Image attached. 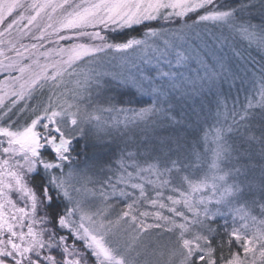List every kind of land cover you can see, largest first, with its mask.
<instances>
[{
    "label": "snow or ice",
    "instance_id": "1",
    "mask_svg": "<svg viewBox=\"0 0 264 264\" xmlns=\"http://www.w3.org/2000/svg\"><path fill=\"white\" fill-rule=\"evenodd\" d=\"M257 7L259 24L238 19V12ZM190 14L196 19L189 23ZM177 20L178 28L148 26ZM201 23L206 30L209 23L220 28L222 41L227 29L264 51V0L235 7L223 0H0V74H5L0 79V264H264V169L258 199L249 207L240 203L245 185L233 179L240 169L222 167L231 153L225 137L233 132L258 143L264 158V124L259 137L244 124L256 107L264 120V64L242 65L225 75L219 58L211 66L198 59L205 70L201 82L230 77L233 86L240 80L254 93L243 115L233 112L227 128L217 120L205 131L203 154L185 153L179 140L175 148L160 140L151 141L149 151L156 155L143 163L139 151L124 150L127 143L115 160H93L83 168L79 153L73 155L78 140L99 142L121 125L128 129L153 117L175 122L171 104L164 105L167 89L177 90L182 74L172 70L168 57L174 52L177 68L191 59L177 41ZM134 25L144 27L140 38L109 41L110 31ZM130 51L140 53L145 65L155 59L156 75L141 71L114 79L117 86L150 94L152 104L139 110L94 104L90 89L99 73L92 66ZM149 52L154 56L143 59ZM156 77L162 83L156 84ZM105 113H124V118ZM188 157L210 159L198 178L187 170L199 171L202 164L182 163ZM40 169V182L33 184ZM253 187L249 182V192ZM257 204L259 216L253 214ZM217 218L224 223L213 228ZM221 229L224 238L217 246L227 247L228 256L221 251L217 259L213 240ZM165 234L169 239L162 241Z\"/></svg>",
    "mask_w": 264,
    "mask_h": 264
},
{
    "label": "rangeland",
    "instance_id": "2",
    "mask_svg": "<svg viewBox=\"0 0 264 264\" xmlns=\"http://www.w3.org/2000/svg\"><path fill=\"white\" fill-rule=\"evenodd\" d=\"M250 0H244L242 3H249ZM258 5L259 0H251ZM16 15H19L17 13ZM238 19H249L251 18L252 23L259 24L261 22V17L259 13V9L252 8L246 12H238L237 13ZM16 17L13 16L12 19ZM194 19L196 16L194 15ZM193 19V20H194ZM192 20H189L190 23ZM11 20L8 19L4 22L3 27L7 26V23H10ZM23 23H26L24 21ZM173 24H166L163 23L159 27H166V28H178L180 23L176 26H171ZM221 29L211 25L210 23L207 25V30L205 29V24L201 23L196 29L190 32L187 36L185 41H177L182 45L181 50L185 51L186 55H189L191 59L183 66V67H175V60H174V52L172 56H169L168 59L172 60V70L178 71L182 74L181 78L178 80V89L173 90L168 88L167 91L169 93L170 99L168 100H175L182 103L184 100L185 106L188 111H193L192 113L189 112L190 115L194 114L196 118H199V126L204 127L203 129L194 132L189 138V135L182 145L185 153L189 150L195 149L203 154L204 152V141L203 136L205 131L211 128L216 121L218 120L217 111H218V100H235L232 96L218 91V80L214 83H210L208 81L201 82L199 77H203L205 75V70L201 64L198 63V59H203L208 65L217 64V59L219 58L225 66V75L227 71H231L233 73L237 72L241 65L237 63L233 56V49H237L238 46L252 48L264 54V51L259 50L255 44H249V41L240 35L237 32H231L227 29L223 30V36L227 37L226 42L220 39L221 37ZM199 32V37H197L196 33ZM24 43H30L29 40H25ZM149 56H154L153 53L149 52L146 56H143V59H147ZM161 63H163L161 61ZM155 59H153L152 64H143L141 54L137 52H128L126 54L117 53L115 56L108 55L103 58V60L98 65H93V69L95 73H99L98 76L95 77L91 84V93H92V102L94 104H100L103 107L114 106L117 109L125 108V109H136L139 110L138 107H121L115 104L114 100H119L114 97L116 91L126 93L130 92L135 95L137 98H144L150 100V105L153 102V97L148 93H142L137 91L135 87H128V86H117L118 79H114V77L121 78L127 77L129 74L138 76L141 71H144L146 74H150L152 76L156 75L155 72ZM164 70H168L167 65H164ZM5 74H0V79L4 78ZM240 75L243 77L245 74L240 72ZM225 79L224 76H221L219 80ZM231 79V78H229ZM99 81V86L97 85L96 81ZM156 84L162 83L159 77H156ZM225 89H228L227 83L225 84ZM223 87V86H222ZM249 88L248 86H246ZM218 94L220 96H218ZM115 104V105H114ZM168 107V105H165ZM202 114L204 115V119L201 117ZM131 115V112L128 113ZM119 119L124 118V113H105L106 118H113L117 117ZM158 117H153L148 123L139 122L135 127L129 126L128 129H124L123 125H121V130L116 131L112 130L110 135H104L102 140L97 142L94 138L89 137L87 140H79L81 144L84 146L87 143V151L84 154L83 159L81 161H77L79 166L83 168L85 164L91 163L93 160H98L100 162H107L109 160H115L116 157L120 153V149L124 148L125 143L128 144L127 148H124L126 152L136 153L139 151V156L137 159L143 163L145 160H150L151 157L155 156L156 153H150L149 149L151 147V141H160V140H169L172 142V147H176V141H181V136H175L174 134L166 136V128L160 127L162 131L161 134L159 133L157 127L152 122L156 120ZM207 118V121L204 120ZM15 119V117H13ZM23 117L21 118V121ZM160 120H163L160 118ZM165 120V119H164ZM177 119L174 121H165L167 125H174ZM185 129L188 127L182 125ZM181 126V127H182ZM127 132V136L123 135L124 132ZM180 132V130H178ZM177 131V132H178ZM188 131V130H187ZM182 133V131L180 132ZM91 139V140H90ZM159 139V140H158ZM147 145V148L145 147ZM184 155V153H182ZM86 156V158H84ZM175 159L176 156L173 155L171 157ZM182 163L188 164L191 163L192 165L202 164V167L199 171H196L195 168H189L188 173H191L194 176H200L206 170V166L209 163V159L206 158L205 161L198 162L194 157L184 158ZM193 169L192 171H190ZM43 173V169H40ZM190 171V172H189ZM183 175V173H182ZM197 177V178H198ZM245 179V176L241 177ZM167 194V193H166ZM252 205V201L249 203ZM253 207V206H249ZM119 211V209H117ZM226 211V209H225ZM258 213V214H257ZM256 215L259 216V212ZM254 214V211H253ZM222 219V218H221ZM229 219V227H231V217ZM223 220V219H222ZM152 219H148V223H152ZM152 237L156 236V232L151 233ZM174 239V237H172ZM162 241H166L169 239V234H165L162 238ZM241 255H243L241 249Z\"/></svg>",
    "mask_w": 264,
    "mask_h": 264
},
{
    "label": "trees",
    "instance_id": "3",
    "mask_svg": "<svg viewBox=\"0 0 264 264\" xmlns=\"http://www.w3.org/2000/svg\"><path fill=\"white\" fill-rule=\"evenodd\" d=\"M243 1L244 0H223V2L230 7H235L241 4ZM193 19H194V15L190 14L188 17V21ZM163 23H164L163 21L148 22V26L158 28ZM179 23L180 21L177 20L173 23H166V24H173L171 26H176ZM143 32H144V27L139 25H134L129 29L117 30L115 32L110 31L108 33L109 41L122 42L127 38L133 36L140 38ZM236 53H239V55H236ZM233 56L237 61V63L241 66L247 65L248 67H259V65L264 64V54L252 48L238 46L237 49H233ZM250 75L251 74L249 73L248 76L250 77ZM229 78L227 80L225 79L218 80L219 83L218 91L223 92L229 95L230 97L232 96L233 98H235V100H218L219 101L218 120L221 124H223L225 128H227L228 125L232 124L233 112L243 115L244 108L249 103V97L251 95H254V93L251 92L250 88H247L246 86L241 87L240 80L235 81L233 88L230 87L231 89L226 90L225 84L228 83V80H230ZM218 96L220 95L218 94ZM114 97L116 99H119V100H114L115 104L121 107L131 106V107L144 108L150 105V100L144 98H137L133 93L130 92L126 93L125 95L124 92L119 93L118 91H116ZM182 101H183L182 103H179V101L167 100V102L165 103V105L171 104L172 114L174 115L175 119H177L176 121L177 124L167 125L165 121H169V120H164V119L160 120V118H157L152 123L156 125L160 134H161L160 131L162 130L159 128L160 127L166 128L165 133L167 137L169 134L170 135L174 134L175 136H179L180 134H182L180 135L181 141L179 143L182 142V145H184V142L186 141L188 135L190 138L192 135H194V132L203 129L204 127L202 128L199 126L200 125L199 118H196L194 114L190 115L189 112L192 113L193 111H188V109L185 106L184 100ZM253 103H255V101H253ZM261 115H262V110L259 107H256L250 110L251 119L244 121V124H251L253 126V131L255 132V135L257 137H259L261 134L260 125L264 124V120L260 118ZM201 117L204 119L203 114ZM236 119L237 120L239 119V115L236 117ZM206 121L207 118L204 120V122ZM146 123H148V121ZM182 125L188 127V129H185ZM178 130H180V132L182 131V133H180ZM225 140L231 148V153L222 163V167L225 170L240 169L241 174L239 176L233 177V179L242 182L245 185V194L240 198V203L241 204L247 203L248 206H253L249 203L253 200L258 199L259 178H260L261 170L264 169V158H262L260 154V145L258 143H249L245 137L241 136L240 132H233L231 135L226 136ZM82 144L81 142H79V140L74 144V148L76 149V152H74L73 155L75 156L77 153H79L77 161H81L83 159V156L84 154H86L88 148V146L85 147V145L83 146ZM48 155H49L48 153H45V156ZM84 158H86V156ZM205 166L207 169V165ZM192 170L193 169H191L190 171ZM42 174L43 173L39 171L38 174L33 175L32 178L33 184H39ZM242 176H245L246 178L242 179L241 178ZM194 177L197 178L198 176L196 175ZM231 182L232 180L230 179L229 183ZM249 182H251L254 185L251 192H249L247 188ZM257 212H259L258 204L255 206L254 215H256ZM223 223L224 221L221 218H217L215 220V223H213L211 226L213 228H216L219 225H222ZM222 238L224 237H223V230L221 229L220 233H218L215 239L213 240V246L216 247L215 256L217 259H219V257L221 256V251H223L225 257L228 256L227 247L221 250L217 246L218 242ZM234 250H239L241 253V249H236L235 245H234Z\"/></svg>",
    "mask_w": 264,
    "mask_h": 264
},
{
    "label": "bare ground",
    "instance_id": "4",
    "mask_svg": "<svg viewBox=\"0 0 264 264\" xmlns=\"http://www.w3.org/2000/svg\"><path fill=\"white\" fill-rule=\"evenodd\" d=\"M227 85H228V90L234 87V86H233V81H232V79L228 80ZM230 87H231V88H230ZM226 90H227V89H226ZM260 118H261V116H260Z\"/></svg>",
    "mask_w": 264,
    "mask_h": 264
}]
</instances>
